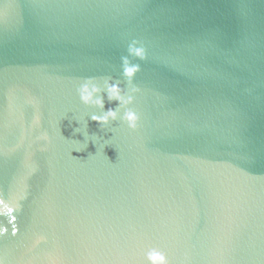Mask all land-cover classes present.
<instances>
[{
	"label": "water",
	"instance_id": "water-1",
	"mask_svg": "<svg viewBox=\"0 0 264 264\" xmlns=\"http://www.w3.org/2000/svg\"><path fill=\"white\" fill-rule=\"evenodd\" d=\"M157 255L264 264V0H0V260Z\"/></svg>",
	"mask_w": 264,
	"mask_h": 264
},
{
	"label": "clouds",
	"instance_id": "clouds-1",
	"mask_svg": "<svg viewBox=\"0 0 264 264\" xmlns=\"http://www.w3.org/2000/svg\"><path fill=\"white\" fill-rule=\"evenodd\" d=\"M125 71L127 75L131 76L133 70L130 68H126ZM100 91L101 89L97 87L95 84H90L87 82L82 84L78 89L79 98L82 103H84L85 105H95L98 106L100 109H102L100 114L92 113L89 116V119L97 122V124L100 126L101 129L110 131V129H107L106 126L109 125L110 121L117 119L119 107H122L127 103H130L132 97L128 96L127 98H125L121 94V89L118 87V85L105 82L104 91L107 95L108 100L118 101V108L116 109L109 108L105 111L103 110L104 101L99 95H97V93H99ZM122 119L127 120L129 122L130 127H134L135 115L131 111H125ZM84 126L87 127V122L84 123ZM153 259H159L161 261V264H163L164 258L162 256L157 255L154 256ZM0 264H3L2 260H0Z\"/></svg>",
	"mask_w": 264,
	"mask_h": 264
}]
</instances>
